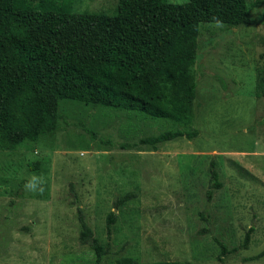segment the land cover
Returning a JSON list of instances; mask_svg holds the SVG:
<instances>
[{
    "label": "rangeland",
    "instance_id": "374dc122",
    "mask_svg": "<svg viewBox=\"0 0 264 264\" xmlns=\"http://www.w3.org/2000/svg\"><path fill=\"white\" fill-rule=\"evenodd\" d=\"M247 3L250 23H201L191 125L62 98L53 133L0 150V264H94L93 249L79 240L80 214L110 243L104 264L123 256L218 264L216 238L238 246L251 226L249 247L223 264H264V253L252 258L264 252V0ZM63 4L115 14L118 0ZM183 128L199 133L158 150L132 146ZM212 160L223 185L209 199ZM129 191L135 196L116 207Z\"/></svg>",
    "mask_w": 264,
    "mask_h": 264
},
{
    "label": "trees",
    "instance_id": "16d2710c",
    "mask_svg": "<svg viewBox=\"0 0 264 264\" xmlns=\"http://www.w3.org/2000/svg\"><path fill=\"white\" fill-rule=\"evenodd\" d=\"M202 22L250 23L247 0H118L115 14L65 9L63 0H0V150H15L53 133L62 98L191 125ZM198 133L167 129L141 137L132 146L158 150L166 141ZM216 165L212 160L209 199L223 185ZM134 196L131 191L119 195L114 205L120 207ZM116 218L114 211L108 214V233ZM79 221L80 242L93 249L94 264H104L110 243L94 234L82 214ZM253 230L251 226L238 246L216 238L221 248L218 264L226 255L248 248ZM117 264L187 263L123 256Z\"/></svg>",
    "mask_w": 264,
    "mask_h": 264
},
{
    "label": "clouds",
    "instance_id": "9594fccd",
    "mask_svg": "<svg viewBox=\"0 0 264 264\" xmlns=\"http://www.w3.org/2000/svg\"><path fill=\"white\" fill-rule=\"evenodd\" d=\"M29 187V185H26V188Z\"/></svg>",
    "mask_w": 264,
    "mask_h": 264
}]
</instances>
